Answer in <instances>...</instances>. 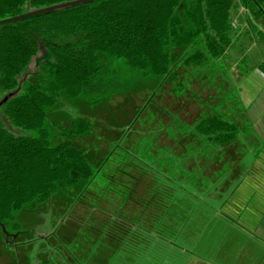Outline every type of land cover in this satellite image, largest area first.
<instances>
[{
    "label": "trees",
    "instance_id": "1",
    "mask_svg": "<svg viewBox=\"0 0 264 264\" xmlns=\"http://www.w3.org/2000/svg\"><path fill=\"white\" fill-rule=\"evenodd\" d=\"M65 1L70 0H0V19ZM239 8L249 33L264 40V31L249 21L250 17L264 25V0H94L0 24V91L17 87L39 47L55 62L52 77L36 74V85L0 104V224L17 208L48 199L58 184L89 180L99 171L91 169L68 138L87 133L85 120L75 117L70 128H61L62 139L54 146L48 144L50 133L44 127L47 110L62 96H78L96 74L99 52L144 74L163 77L175 64L210 74L224 62L225 70L236 60L230 52L237 46L234 19ZM226 76L225 71L226 100L209 99L203 91L201 103H179L174 124L166 123L157 140L161 149L152 147L144 166L135 160L132 197L124 206L130 211L133 202V212L123 220L127 225L158 236L182 228L183 221L171 216L184 207L191 191L177 181L194 179L197 173L182 171L190 156L179 155V149L227 145L244 127ZM7 126L37 135L10 133ZM165 136L170 144L161 141Z\"/></svg>",
    "mask_w": 264,
    "mask_h": 264
},
{
    "label": "rangeland",
    "instance_id": "2",
    "mask_svg": "<svg viewBox=\"0 0 264 264\" xmlns=\"http://www.w3.org/2000/svg\"><path fill=\"white\" fill-rule=\"evenodd\" d=\"M238 47L230 52L234 59ZM97 60L98 71L83 84L81 93L60 97L47 110L44 127L50 133L48 144L54 146L62 139L61 128H70L75 117L85 120L87 133L68 138L91 169L99 171L89 180L58 184L48 199L13 211L0 224V264H165L175 256L174 264L186 260L189 250L180 253L178 243L170 249L167 232L150 237L127 225L123 220L129 210L125 212L124 206L132 197L135 160L144 166L150 149H161L157 140L166 123L176 120L177 105L201 103L203 91L209 99L226 100L224 62L210 74L175 64L168 77H163L144 74L102 52ZM54 69V60L39 47L19 76L17 87L0 91V104L28 85H36V74L52 77ZM233 92L237 96L235 88ZM7 128L14 134L37 135L30 129ZM130 204L131 213L133 202ZM219 245L222 249L221 244L216 247ZM204 257L217 263L214 253Z\"/></svg>",
    "mask_w": 264,
    "mask_h": 264
},
{
    "label": "crops",
    "instance_id": "3",
    "mask_svg": "<svg viewBox=\"0 0 264 264\" xmlns=\"http://www.w3.org/2000/svg\"><path fill=\"white\" fill-rule=\"evenodd\" d=\"M241 12L239 8L234 19L236 60L229 61L225 71L228 84L238 92L244 127L227 145L179 149V155L190 156L182 171L197 173L194 179L177 181L191 196L171 216L183 221L182 228L165 231L170 249L178 243L180 253L189 250L183 264H264V50L259 48L264 40L249 33ZM249 21L264 31V25ZM161 141L170 144L166 136ZM208 252L216 255L217 263L205 259Z\"/></svg>",
    "mask_w": 264,
    "mask_h": 264
},
{
    "label": "water",
    "instance_id": "4",
    "mask_svg": "<svg viewBox=\"0 0 264 264\" xmlns=\"http://www.w3.org/2000/svg\"><path fill=\"white\" fill-rule=\"evenodd\" d=\"M91 1L94 0H70V1H65L63 3L52 4L51 6L37 8L35 10L23 12V14L12 16L7 19H0V24L8 23L9 21L22 20L23 18L36 16L37 14L51 12L52 10L63 9L68 6L80 5V3H87Z\"/></svg>",
    "mask_w": 264,
    "mask_h": 264
}]
</instances>
